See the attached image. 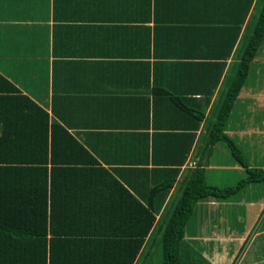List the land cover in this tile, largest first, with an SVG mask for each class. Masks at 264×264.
Segmentation results:
<instances>
[{
  "label": "crops",
  "instance_id": "obj_1",
  "mask_svg": "<svg viewBox=\"0 0 264 264\" xmlns=\"http://www.w3.org/2000/svg\"><path fill=\"white\" fill-rule=\"evenodd\" d=\"M262 4L0 0V75L43 108L51 122L63 126L114 178L124 185L122 178L134 181V187L125 186L138 199L144 200L162 178L174 177L161 212L198 161L207 125L238 75L245 41ZM258 83L264 86V34L223 130L241 153L244 135L251 144L264 138L261 121L251 126L253 132L231 129L250 121L243 109L246 102L261 112L264 87L259 95L254 90ZM187 108L202 114L198 123H188ZM237 134L243 136L240 143ZM204 169L210 184L220 188L232 184L231 171L244 174L222 143L213 147ZM250 185L241 191L251 192ZM254 185L255 192L264 190V183ZM262 197L252 200L258 204ZM216 201L196 204L195 223L206 218L205 210L211 217L207 207L217 206ZM151 235L134 264H142Z\"/></svg>",
  "mask_w": 264,
  "mask_h": 264
},
{
  "label": "trees",
  "instance_id": "obj_2",
  "mask_svg": "<svg viewBox=\"0 0 264 264\" xmlns=\"http://www.w3.org/2000/svg\"><path fill=\"white\" fill-rule=\"evenodd\" d=\"M263 34L264 0L245 41L238 75L207 125L198 161L187 171L175 202L160 212V264H181V242L188 224L195 223L198 202H223L247 185L264 183V169L248 167L223 132ZM193 113L187 108L189 124L198 123L202 115ZM217 143L225 145L246 173L222 188L209 183L204 169ZM122 179L134 187V181ZM174 183V177H164L144 200L138 199L63 126L51 122L43 108L0 75V264H134ZM153 242L151 236L141 260ZM147 263L153 264L151 259Z\"/></svg>",
  "mask_w": 264,
  "mask_h": 264
},
{
  "label": "rangeland",
  "instance_id": "obj_3",
  "mask_svg": "<svg viewBox=\"0 0 264 264\" xmlns=\"http://www.w3.org/2000/svg\"><path fill=\"white\" fill-rule=\"evenodd\" d=\"M261 85L260 83L256 84L254 89L259 95L262 93L264 87ZM244 105L243 109L248 114L250 121L243 124V126L234 125V128L231 129L235 133L253 132L254 130L251 126L258 125L260 121L264 123V106L260 107L261 112H259L257 110L255 111L256 108L251 101L246 102ZM242 139L243 136L237 134L235 140L240 143ZM253 139L254 137H252L251 141ZM244 143L248 145L245 146ZM244 143L242 146L245 148L242 154L247 164L251 166L257 164L263 165L264 138L258 139L255 141V144H251L249 138L244 135ZM212 174L214 175V173ZM245 175V171L243 175L239 171H231L230 175H228L231 177L229 181L233 183L245 177ZM207 179L210 183V174H207ZM223 183L225 184L227 182L225 181ZM211 184L217 185L216 182H212ZM257 187L251 184L248 187L251 190L249 193H247L248 191H241L237 195L231 196L229 199L223 201V203L216 201L217 206L207 207L211 211V217L208 216V211L205 210L206 218H202L198 223L188 224L189 226L186 227L185 236L181 242V264H264V190L255 192V188ZM252 196H263L261 198L262 201L257 204L258 200H252L255 199ZM176 197L174 196L172 201L167 203V210L175 202ZM252 202H255L254 205L252 204L253 208L249 205ZM167 210L166 214L168 213ZM159 217L160 214H156L157 221ZM158 228H160L159 221L155 229L151 231V236L154 239L153 247L150 249L147 258L142 261V264H148L147 262L150 259L153 264H160L159 260L161 259L158 253L161 255V244L159 247L156 246L161 239V234L157 231ZM255 232H260L259 237L255 236L256 238H252ZM140 262L139 260L138 263Z\"/></svg>",
  "mask_w": 264,
  "mask_h": 264
}]
</instances>
